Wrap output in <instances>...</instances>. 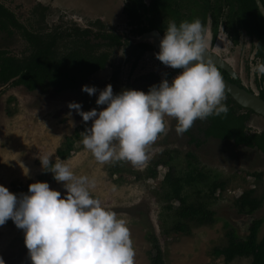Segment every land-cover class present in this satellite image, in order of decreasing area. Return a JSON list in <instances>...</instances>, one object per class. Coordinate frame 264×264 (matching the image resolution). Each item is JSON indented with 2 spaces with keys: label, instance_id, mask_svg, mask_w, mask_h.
<instances>
[{
  "label": "rangeland",
  "instance_id": "obj_1",
  "mask_svg": "<svg viewBox=\"0 0 264 264\" xmlns=\"http://www.w3.org/2000/svg\"><path fill=\"white\" fill-rule=\"evenodd\" d=\"M149 2L150 0H145ZM8 7L21 23L34 27L62 26L67 29L73 26L85 27L93 22H101L106 30L118 31L124 37L130 31L126 27V18L122 14L125 0H0ZM50 7L47 23L43 22L42 9L32 13L38 5ZM177 5H173L176 7ZM179 6V5H178ZM190 6L177 7L175 14L169 17L179 25L180 21H192L199 18L206 28V39L211 48L212 23L209 18L200 15L201 10L189 9ZM199 13V14H198ZM34 26V27H33ZM127 31V33H126ZM219 36L224 32L220 29ZM131 42L138 43L140 37L130 36ZM219 51L222 56L234 60L238 70H241L242 83L247 87L258 88L253 66L255 65L254 47L251 39L244 37L242 45L232 47L225 39ZM230 47V49H229ZM0 50H5L13 56H22L28 49L23 38L17 33L9 35L0 33ZM155 49L147 52L137 62V54H130L126 47H120L111 52L112 59L106 70L93 75L86 83L75 90L47 92L37 90L27 91L24 87L12 84L0 85V185L8 188L14 194L27 193L28 185L33 182H48L51 189L64 194L63 182L50 180L53 174L44 170L38 159V153L51 154L50 163L57 157V150L62 147L68 137H73L90 127L92 121L82 120L75 109H69V102L81 104L82 111L96 108L98 111L106 105H97L95 100L98 91L111 84L113 93L123 89H135L137 86H147L155 83V79L163 78L167 70L156 58ZM129 56L130 61L127 59ZM248 65V66H247ZM154 74L152 76L151 74ZM114 74L118 76L114 79ZM151 75V76H150ZM173 79V78H172ZM171 79V80H172ZM169 80V81H171ZM82 85L95 86L98 91L91 96L82 91ZM166 131L158 134L156 140L148 146L146 159L133 164L126 159H115L99 162L81 143V135L75 144L71 157L64 160L74 173L86 175L96 181L91 194L100 199L102 204L113 210L118 218L126 221L130 230V238L135 250L134 264H151L153 247L148 237L156 235L162 250V264H224L222 258H215L212 251L215 247L225 246V222L230 223L245 237L253 220L264 219V205L255 214H239L233 206V200L245 189L256 188L261 195L263 183H257L251 176L254 172H264V154L256 149L244 146H234L229 141H203L201 130L204 125H193L187 131L177 134V121L174 117L165 116ZM252 131L264 130V117L253 114L249 122ZM193 154L196 165L211 178L217 174L219 179L227 182L223 193L218 191V200L213 205L217 221L212 226H192V233L163 234L162 219L163 204L158 197L159 187L168 166L157 167L158 177L145 178L146 169L154 160H168L174 157L169 166H174L177 173L186 171L188 154ZM117 166L116 175L111 171ZM166 218V213L164 214ZM163 217V219H164ZM264 235V225L259 237ZM0 259L4 264H31L28 249L24 243V230L16 227L9 218L0 225ZM231 264H251L249 258L235 259Z\"/></svg>",
  "mask_w": 264,
  "mask_h": 264
},
{
  "label": "clouds",
  "instance_id": "obj_2",
  "mask_svg": "<svg viewBox=\"0 0 264 264\" xmlns=\"http://www.w3.org/2000/svg\"><path fill=\"white\" fill-rule=\"evenodd\" d=\"M207 47L206 28L199 18L179 25L170 19L155 55L164 65L183 69L171 82L162 78L147 92L123 89L116 94L111 84L99 91L82 85L90 96L98 91L97 105H106L99 111H82L80 103H68L83 121H92L80 133L83 146L99 162L126 159L136 164L146 159L148 146L166 131L165 116L176 119L175 130L181 134L197 118L226 114L225 84L212 58L205 55ZM253 70L264 74V62L257 60ZM51 156L38 153L42 168L63 182L64 194L46 181L30 183L28 192L19 194L0 185V225L10 218L24 230L31 264H134L126 221L91 194L96 181L77 176L58 156L50 163Z\"/></svg>",
  "mask_w": 264,
  "mask_h": 264
},
{
  "label": "trees",
  "instance_id": "obj_3",
  "mask_svg": "<svg viewBox=\"0 0 264 264\" xmlns=\"http://www.w3.org/2000/svg\"><path fill=\"white\" fill-rule=\"evenodd\" d=\"M152 1V6L155 8H149L141 0H134V2L126 4L125 12L131 19V23L141 24L139 11L154 13V10L159 11L162 8L166 12H176L177 7L183 8V6L173 7L172 0ZM196 1L193 0L192 4L187 3V6L193 7L192 5L196 4ZM203 1H206L207 8L205 9L208 10L211 7V0ZM225 4L230 8L228 24H236L245 28L248 33L257 36L258 54L264 62V19L256 1L225 0ZM37 9H42L44 12L48 10L46 7L39 6L34 12ZM215 9L221 11L222 6H215ZM42 20L44 22V18ZM152 24L151 26L155 25ZM147 30V27L138 28L139 33ZM0 31L9 35L19 33L26 41L28 49L21 58L0 50V85L9 83L13 86L23 85L29 92L39 89L44 92L77 89L93 74L106 69L109 55L100 53L97 48L103 45L114 47L122 44L120 37L112 33H99L98 38L105 43L92 44L90 39L85 38L88 37L89 32L91 35V30L78 26L67 29L62 26L49 29L42 27L34 30L21 23L15 14L1 3ZM139 47L140 54H143L147 49H154L148 43H141ZM261 96L264 98V90L261 92ZM222 102L228 107L226 114L210 115L202 119L207 123L205 129L202 130L205 137L232 141L237 147L244 145L249 148H257L264 153V132L249 133L247 131L246 123L254 112L238 105L225 92ZM79 137L80 134L76 132L73 137L66 138L62 147L57 150V156L63 160L69 159L72 152L75 151V144ZM173 160L174 157L171 155L165 161L154 160L152 165L146 169L145 178H157V167L159 165L168 166V172L165 174L158 192V197L163 204V213L160 215L162 226L165 228L163 234L168 235L173 232L190 235L192 226H212L216 223L217 217L212 207L218 200L217 192L223 193L228 184L219 179L217 174L211 178L209 174L199 169L196 165L197 159L193 154H188L186 171L177 173L174 166H169ZM116 170L117 166L111 171V174L116 175ZM46 173L49 172L46 170ZM251 176L257 183H263L261 195L257 194V187L250 188L245 189L233 200V206L237 212L249 216L255 214L264 205V172H254ZM50 180H53V176L50 177ZM165 213L166 218L164 217ZM263 225L264 219L253 220L248 235L242 237L235 227L225 222L227 243L225 246L215 247L212 255L215 258H222L224 264H231L238 258H249L251 264H264V235L259 237ZM148 239L153 247L151 264H162L163 255L159 239L152 233Z\"/></svg>",
  "mask_w": 264,
  "mask_h": 264
},
{
  "label": "flooded vegetation",
  "instance_id": "obj_4",
  "mask_svg": "<svg viewBox=\"0 0 264 264\" xmlns=\"http://www.w3.org/2000/svg\"><path fill=\"white\" fill-rule=\"evenodd\" d=\"M126 2L124 3V5H123V8H122V14L125 16V18H126V27L130 30V31H128V33H127V31H126V36L127 37H124V35L122 34V33H119L118 31H115V30H113V31H110V30H106L105 29V27L103 26V24L101 23V22H98V21H96V22H93V23H91L89 26H85V27H80V28H82V29H89V30H91V35H90V32H89V34H88V37L86 36L85 38L86 39H90L91 40V43L92 44H96V43H101V44H104L105 43V41H103V40H100L99 38H98V34L99 33H107V34H114V35H116V36H119L120 37V42L122 43L121 45H119V46H114V47H106V46H101L100 48H97L98 49V51L101 53V52H103V53H108V55H109V60H108V64H107V66H106V69H107V67H108V65H109V63H110V61H111V59H112V55L113 54H111V52L113 51V50H115V49H117V48H120V47H126V50L130 53V54H132L133 56H134V54H137V58H136V62L135 63H133L132 64V70L136 67V65H137V62L139 61V59L142 57V56H144L147 52H150V51H153V49H147V50H145V52L143 53V54H140V52L139 51H141V49H140V47H139V45L141 44V43H148V44H150V45H152L153 47H154V49H155V51L156 52H158V50L155 48V46L152 44V41L150 40V39H147L146 41H141L142 40V36L144 35V34H146V33H150V32H153V31H156V32H158L161 36H163V33H164V29L166 28V26H167V23H168V21H169V17L172 15V14H175L174 12H166V10H163L162 8L158 11H155L154 10V13H150V12H143V11H139V13L141 14V15H139V18H140V20H142V22H141V24L139 23V24H135V23H131V19L129 18V16H128V14L125 12V6H126V4H128V3H132V2H134V0H125ZM138 1V0H137ZM143 3H145L149 8H155V6L153 7L152 6V0H150L149 2H147V1H145V0H141ZM172 2V4H174V5H179V6H187V3H189V4H192L193 3V0H190V1H186V0H172L171 1ZM211 3V7L208 9V10H206L205 8H207L206 6V1H203V0H200V2H199V0H197L196 1V4H194V5H192L193 7H189V9H196L197 11H198V9L199 10H201L202 12H200V15L201 16H203V17H205V20L207 19V18H209L210 19V21H211V23H212V26H211V31H212V41H211V43H213V41L214 40H216L214 43L216 44V46H214V48H211L210 46H209V44H208V47H207V49L210 51V52H213V53H216V54H218L222 59H224V60H226L228 63H229V65L232 67V69L234 70V73H235V77H233V76H230L225 70H223V69H221L220 67H218V70H219V72H220V74H221V76L224 78V79H226L227 81H229L230 83H232V84H234V85H236V86H238V87H240V88H242V89H245L246 91H248L249 93H251V94H253V95H256L258 98H260V99H262V100H264V98L261 96V92L264 90V79H263V77H264V75L263 74H258L257 72H255L254 70H253V74H254V77H255V80H256V83L258 82V88L255 90V88H252V87H247V86H245V84H243L242 83V78H241V76H240V74H241V70L239 71L238 69V66H236V64H235V62H234V60H230L229 58H225L224 56H222L221 54H220V51H219V47H220V44H221V46L223 47V44L226 42L225 41V39L226 40H228L229 41V45H230V43L232 44V47H238V46H241L242 45V42H243V39H244V37L245 36H247V37H249L250 39H251V43H250V46H251V49H252V46L254 47V56H253V59H255V63L257 62V60H260L261 62H263V60H262V58L259 56V54H258V47H259V43H258V38H257V36L255 35V34H251V33H248L247 32V30L245 29V28H243V27H239V26H237L236 24L235 25H231V24H228V22H227V20H228V13H229V11H230V8L228 7V5H226L225 4V0H211L210 1ZM1 3V2H0ZM2 4V3H1ZM4 5V4H3ZM222 6V10L221 11H219L218 9H215V6ZM226 5V6H225ZM5 6V5H4ZM39 6H43V7H46L48 10L46 11V12H44V11H42V15H43V18H44V22L45 23H47V16H48V14L50 13V7L49 6H47V5H42V4H40V5H38L36 8H38ZM176 6V7H177ZM6 7V6H5ZM8 8V7H7ZM36 8H34L33 10H32V13H36V12H34V10L36 9ZM182 9H184V8H182ZM37 10H39V9H37ZM36 10V11H37ZM199 14V13H198ZM16 16V15H15ZM149 17V19H150V22H149V19H147ZM18 19V18H17ZM19 20V19H18ZM20 21V20H19ZM153 22V24H155V25H153L152 24V22ZM217 21V22H216ZM21 22V21H20ZM138 22H140V21H138ZM137 23V22H136ZM151 24L153 25V26H151ZM25 25V24H24ZM25 26H27V25H25ZM56 26H59V25H54V26H51V27H56ZM27 27H29V26H27ZM34 27V26H33ZM51 27H43V28H47V29H49V28H51ZM79 27V26H78ZM139 27H147L148 28V30L147 31H144V32H142V33H139L138 32V28ZM150 27H153V28H150ZM31 28V27H30ZM38 28H42V27H38ZM37 27H34V28H32V29H34V30H36V29H38ZM70 28V27H69ZM220 29H221V31H223L224 32V35H225V37H223V36H219V34H220ZM0 33H5V32H2V31H0ZM15 34V33H14ZM18 35H20L19 33H17ZM21 36V35H20ZM130 36H134V37H140V41L138 42V43H133V42H131V39H130ZM22 37V36H21ZM23 38V37H22ZM24 40V39H23ZM25 41V40H24ZM25 43H26V41H25ZM26 45H27V43H26ZM229 49H230V47H229ZM5 51V50H4ZM10 54V53H9ZM12 55V54H11ZM24 55V54H23ZM23 55L22 56H19V58H21V57H23ZM18 57V56H17ZM127 59L130 61V58H129V56L127 57ZM160 65H162L163 67H165V68H167V67H169V66H166V65H164L161 61H160ZM250 65H252L253 66V63L251 62L250 64H249V69L251 70L252 69V67H250ZM248 66V65H247ZM106 69H104V70H106ZM104 70H100V71H98V72H101V71H104ZM183 69H181V68H170L169 70H167L166 71V73H165V76L163 77V78H167L168 80H171L172 78H174L178 73H180L181 71H182ZM98 72H96V73H98ZM95 73V74H96ZM95 74H93V75H95ZM92 75V76H93ZM152 76H154V74L152 73L151 74ZM150 75V76H151ZM91 76V77H92ZM118 75L117 74H114V79H116L115 77H117ZM90 77V78H91ZM160 80H161V78H156L155 79V83L153 82L152 84H158L159 82H160ZM171 82V81H170ZM86 83V82H85ZM9 84H11V83H9ZM152 84H148L147 86H137V87H135V90H142V91H148V88H149V86H151ZM8 85V84H7ZM3 86V85H2ZM17 87H24L25 89H26V87L25 86H23V85H18ZM131 89H133V88H131ZM27 90V89H26ZM40 90V89H39ZM28 91V90H27ZM225 92V91H224ZM225 93H227V92H225ZM231 98H232V96L229 94V93H227ZM233 99V98H232ZM234 100V99H233ZM235 101V100H234ZM236 102V101H235ZM237 103V102H236ZM238 104V103H237ZM239 105V104H238ZM241 106V105H240ZM241 107H243V106H241ZM244 108V107H243ZM244 109H248V108H244ZM249 110H251V109H249ZM254 112V111H253ZM253 114H256V115H259V114H257V113H253ZM252 114V115H253ZM259 116H261V115H259ZM252 117V116H251ZM262 117H264V116H262ZM251 120V119H250ZM250 120L246 123V126H247V131L249 132V133H261V132H264V130L263 131H260V132H256V131H252L251 129H250V126H249V122H250ZM204 125V127H203V129L202 130H204L205 129V126L207 125V123L205 122V120H202V119H199V118H197V119H195L194 121H193V123H192V125L191 126H193V125H197V128H198V126L200 125ZM201 130V133H202V136H203V141L205 142V141H208V140H210V139H212V140H217V141H228V140H219V139H216V138H212V137H210V138H206L205 137V135H204V133H203V131ZM187 132H188V130H186ZM160 134H162V133H160ZM229 142H232V141H229ZM233 143V142H232ZM233 145L235 146V144L233 143ZM241 146H244V145H241ZM239 147V146H238ZM244 147H247V146H244ZM247 148H249V147H247ZM250 149H256V150H258L257 148H250ZM258 151H260V150H258ZM261 152V151H260ZM263 153V152H262ZM264 154V153H263Z\"/></svg>",
  "mask_w": 264,
  "mask_h": 264
},
{
  "label": "water",
  "instance_id": "obj_5",
  "mask_svg": "<svg viewBox=\"0 0 264 264\" xmlns=\"http://www.w3.org/2000/svg\"><path fill=\"white\" fill-rule=\"evenodd\" d=\"M255 1L258 6L259 12L261 13L264 19V0H255ZM161 38L162 36L158 32L153 31L144 34L142 36L141 41H146L147 39H150L152 41V44L159 51V41ZM205 55L210 56L213 62L216 64V66L225 70L230 76L235 77V73L232 67L229 65V63L226 60L222 59L218 54L210 52L207 49ZM222 80L225 84L224 91L229 93L239 105L243 106L244 108L251 109L252 111H254L255 113L261 116H264V100L258 98L256 95L249 93L245 89H242L230 83L223 77Z\"/></svg>",
  "mask_w": 264,
  "mask_h": 264
}]
</instances>
